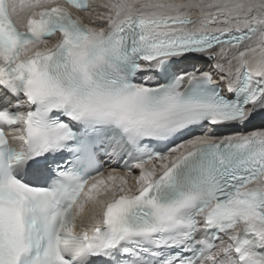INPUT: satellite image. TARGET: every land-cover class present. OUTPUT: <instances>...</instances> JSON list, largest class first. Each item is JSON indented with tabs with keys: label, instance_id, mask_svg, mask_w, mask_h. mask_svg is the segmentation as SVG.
Returning a JSON list of instances; mask_svg holds the SVG:
<instances>
[{
	"label": "snow or ice",
	"instance_id": "6c2138e0",
	"mask_svg": "<svg viewBox=\"0 0 264 264\" xmlns=\"http://www.w3.org/2000/svg\"><path fill=\"white\" fill-rule=\"evenodd\" d=\"M0 264H264V0H0Z\"/></svg>",
	"mask_w": 264,
	"mask_h": 264
},
{
	"label": "bare ground",
	"instance_id": "6f19581e",
	"mask_svg": "<svg viewBox=\"0 0 264 264\" xmlns=\"http://www.w3.org/2000/svg\"><path fill=\"white\" fill-rule=\"evenodd\" d=\"M258 123V122H257Z\"/></svg>",
	"mask_w": 264,
	"mask_h": 264
}]
</instances>
